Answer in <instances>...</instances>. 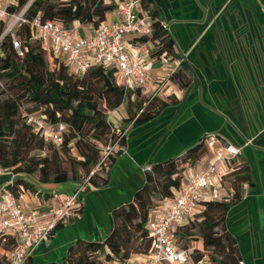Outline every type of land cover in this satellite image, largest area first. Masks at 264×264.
<instances>
[{
	"label": "trees",
	"instance_id": "trees-1",
	"mask_svg": "<svg viewBox=\"0 0 264 264\" xmlns=\"http://www.w3.org/2000/svg\"><path fill=\"white\" fill-rule=\"evenodd\" d=\"M137 1L140 10L150 19L151 34L133 38L129 43L137 45L149 41L154 44L150 57L160 59L163 55L172 59L175 57L174 43L156 8L151 0ZM23 7L25 22L14 30L21 56L12 49L9 34L1 37L4 24H0V169L15 175H35L37 184L103 187L108 183L109 170L122 154L116 149L125 147V136L111 132L113 126L107 121L109 113L124 102L122 121L125 126L131 123L130 128H135L151 121L177 100L171 95L161 98L157 94L123 89L115 83L114 67L96 66L82 74H73L31 34L28 21L34 17L51 20L65 28L72 24L96 28L104 21L106 13L114 9L112 0H14L6 9L18 13ZM190 78L191 69L183 60L167 76V80L179 89L187 87ZM22 101L31 106L21 108ZM27 113H38L47 123L64 124L66 129L61 143L43 142L25 123L24 114ZM107 143L116 151L101 160L99 147ZM71 150L75 156L69 154ZM32 152L45 154L31 156ZM203 154L204 148L198 142L179 156L151 165L148 171L143 170V183L131 199L110 210L111 229L104 239L101 242L77 239L59 263L49 264H107L124 261L133 254H145L149 240L144 224L151 209L160 200L174 196L181 172ZM63 159L68 160L67 168L59 164ZM236 159L229 161L228 171L222 176L230 195L223 200L205 202L199 214L173 232L176 240L182 243L180 247L194 249V262L204 257L209 264H241L236 242L224 223L229 208L242 197V186L251 184L248 167ZM18 185L39 198L51 196L39 193L34 185L19 177L7 188L14 191ZM0 264H6L3 256H0ZM23 264H29V259Z\"/></svg>",
	"mask_w": 264,
	"mask_h": 264
},
{
	"label": "crops",
	"instance_id": "crops-1",
	"mask_svg": "<svg viewBox=\"0 0 264 264\" xmlns=\"http://www.w3.org/2000/svg\"><path fill=\"white\" fill-rule=\"evenodd\" d=\"M151 2L173 40L175 57L161 64L149 56L153 43L134 45L129 43L131 37L125 38L127 50L153 59L151 67L162 65L161 76L185 61L191 69L190 82L183 89L168 83L157 94L171 95L177 103L128 130L124 152L109 170L107 185L87 186L80 193L77 217L39 244L29 264L59 263L77 239L101 242L111 229L110 210L131 199L143 183V169L179 156L205 133H216L241 148L236 160L248 167L251 184L242 186V197L229 208L224 223L236 242L241 264H264V0ZM116 20L114 9L106 13L105 22ZM70 29L75 39L94 31L91 25L72 24ZM123 117L118 116L115 124L108 122L120 128L125 126ZM208 161L209 155L203 154L192 167ZM34 187L39 193L59 196L71 192L74 184ZM38 199L27 197L24 205L34 206ZM57 201L49 197L48 202ZM145 259L144 254H133L117 264H144Z\"/></svg>",
	"mask_w": 264,
	"mask_h": 264
},
{
	"label": "built area",
	"instance_id": "built-area-1",
	"mask_svg": "<svg viewBox=\"0 0 264 264\" xmlns=\"http://www.w3.org/2000/svg\"><path fill=\"white\" fill-rule=\"evenodd\" d=\"M14 0H0V24H4V34L10 35L11 47L16 55L21 56L20 44L14 35V30L25 20L22 18L24 7L18 13H10L6 6ZM116 21L107 23L101 21L88 37L73 38V31L51 20L31 18L28 25L33 37L61 60L73 74H82L96 66L114 67L116 69L115 83L127 91L139 90L142 94L156 95L168 83L166 75L151 77L149 68L153 59L131 55L127 50L126 37L142 38L150 36L151 25L149 17L140 10L137 0H120L115 3ZM12 20L7 27V21ZM164 27L166 28L165 24ZM137 50V48H136ZM163 55L156 59L161 64L167 61ZM179 61L174 66L177 67ZM172 69L170 72H172ZM24 121L33 133L38 134L42 141L60 144L62 133L66 126L61 123H47L38 113L24 114ZM131 127L128 123L122 130L113 126L111 132L117 136H125ZM199 142L204 148V154L209 155V161L200 167L185 168L180 174L179 186L170 198H164L153 207L148 220L144 224L149 248L144 254V264H208L203 257L192 260L194 249L180 247L173 232L193 216L203 210L205 202L219 201L230 195V190L224 191L215 186L223 182L222 176L228 171L231 159L240 155L241 148L225 142L216 133L204 134ZM250 141H245L247 146ZM116 150L124 152V148ZM109 143L99 147V156H105L116 151ZM223 163V170L216 173L215 166ZM143 170L148 171L149 167ZM92 173V172H91ZM17 175L0 169V256L6 264H23L31 257L33 250L42 242L48 240L58 226L72 222L78 215V196L85 189L84 185H76L69 193L52 194L51 198L58 201L49 203L48 199L39 198L35 193L24 189L21 185L11 191ZM39 198L34 206H25V198ZM6 246V247H4ZM111 262L107 264H117Z\"/></svg>",
	"mask_w": 264,
	"mask_h": 264
},
{
	"label": "rangeland",
	"instance_id": "rangeland-1",
	"mask_svg": "<svg viewBox=\"0 0 264 264\" xmlns=\"http://www.w3.org/2000/svg\"><path fill=\"white\" fill-rule=\"evenodd\" d=\"M11 22H12V20H8L7 21V27L11 24ZM163 67H162V65L161 66H156V67H151L150 66V68H149V74L150 75H152L153 77H156V76H158V75H161V73L163 72V69H162ZM21 108H24V109H26V108H29L31 105L27 102V101H22L21 102ZM124 102H122V104L117 108V109H114L112 112H110L109 114L111 115V118L110 117H108V121L110 122V123H112V124H115V123H117V117L119 116H124ZM118 115V116H117ZM45 154V152H43V153H39V152H32L30 155L31 156H43ZM69 154L71 155V156H75L76 155V153L73 151V150H71V152H69ZM60 166H61V168L63 167H65V168H67L66 166H68L67 164H68V160H65V159H63L60 163ZM220 165L221 166H219V163H218V165H216L215 166V171H216V173H218V174H220V172H222V170H223V163L222 162H220ZM79 172H80V170H79ZM17 177H19V178H23V179H25V180H27V181H29V183H27V181H25L27 184H31V183H33L34 184V186H37L38 184L36 183V181H35V175H32V176H26V175H22V174H19V175H17ZM216 188L218 187V189H220V190H222V191H224V189H225V183L224 182H220V183H218L216 186H215ZM193 221H195V220H193ZM177 243L179 244H182L181 242H178L177 241ZM189 245V244H188ZM190 245H193L194 246V243H191ZM109 263H111V262H109Z\"/></svg>",
	"mask_w": 264,
	"mask_h": 264
},
{
	"label": "water",
	"instance_id": "water-1",
	"mask_svg": "<svg viewBox=\"0 0 264 264\" xmlns=\"http://www.w3.org/2000/svg\"><path fill=\"white\" fill-rule=\"evenodd\" d=\"M205 134H206V133H205ZM203 135H204V134H203ZM203 135H202V136H203ZM202 136H201V137H202ZM201 137L199 138V140L201 139ZM199 140H198V142H199Z\"/></svg>",
	"mask_w": 264,
	"mask_h": 264
}]
</instances>
